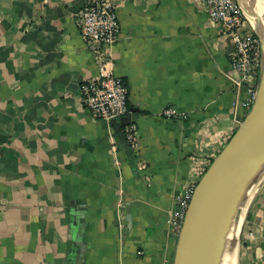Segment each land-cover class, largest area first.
<instances>
[{
    "label": "crops",
    "instance_id": "0c3cea01",
    "mask_svg": "<svg viewBox=\"0 0 264 264\" xmlns=\"http://www.w3.org/2000/svg\"><path fill=\"white\" fill-rule=\"evenodd\" d=\"M88 1L0 0V264H173L176 197L249 113L232 39L200 0H114L111 68L129 86L135 155L126 126L83 103L98 75L76 22ZM239 2L253 31L257 2ZM232 238L236 264H264V167Z\"/></svg>",
    "mask_w": 264,
    "mask_h": 264
},
{
    "label": "built area",
    "instance_id": "2783aa9c",
    "mask_svg": "<svg viewBox=\"0 0 264 264\" xmlns=\"http://www.w3.org/2000/svg\"><path fill=\"white\" fill-rule=\"evenodd\" d=\"M210 20L219 23L235 46L232 55L234 70L240 75L237 86L246 84L249 98L245 108L250 111L258 97L263 68L260 39L247 31L248 21L237 0H200ZM77 26L98 67V75L82 85L83 103L97 120L114 123L130 114V91L126 81L115 75L112 48L120 37V22L114 0H92L84 4L77 15ZM167 119H179L182 113L174 108L163 112ZM126 140L131 151L138 154L135 126L126 125ZM197 185L187 188L176 197L169 216L172 233L179 237L186 213Z\"/></svg>",
    "mask_w": 264,
    "mask_h": 264
},
{
    "label": "water",
    "instance_id": "95a60500",
    "mask_svg": "<svg viewBox=\"0 0 264 264\" xmlns=\"http://www.w3.org/2000/svg\"><path fill=\"white\" fill-rule=\"evenodd\" d=\"M249 23L263 52L258 97L198 182L177 240L173 264H222L228 232L238 220L246 186L264 167V29L251 19ZM131 122L130 116L116 121L121 128Z\"/></svg>",
    "mask_w": 264,
    "mask_h": 264
},
{
    "label": "bare ground",
    "instance_id": "6f19581e",
    "mask_svg": "<svg viewBox=\"0 0 264 264\" xmlns=\"http://www.w3.org/2000/svg\"><path fill=\"white\" fill-rule=\"evenodd\" d=\"M243 4L245 5L246 0H242ZM251 1V0H250ZM257 2V12H255V8L253 10V8L250 6H245L246 8V13L249 16V18L253 21H255L258 25H260L263 29H264V0H256ZM234 225H232L230 227V230L228 232V236H227V240L225 243V247H224V254H223V260H222V264H236V254H237V249L235 250V252H233L232 250V231H233Z\"/></svg>",
    "mask_w": 264,
    "mask_h": 264
},
{
    "label": "trees",
    "instance_id": "16d2710c",
    "mask_svg": "<svg viewBox=\"0 0 264 264\" xmlns=\"http://www.w3.org/2000/svg\"><path fill=\"white\" fill-rule=\"evenodd\" d=\"M259 82H260V80H259Z\"/></svg>",
    "mask_w": 264,
    "mask_h": 264
}]
</instances>
